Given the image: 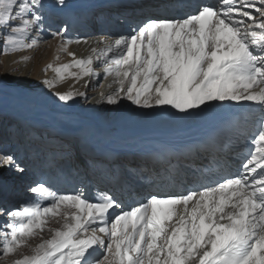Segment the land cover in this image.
Returning a JSON list of instances; mask_svg holds the SVG:
<instances>
[{"label":"snow or ice","instance_id":"6c2138e0","mask_svg":"<svg viewBox=\"0 0 264 264\" xmlns=\"http://www.w3.org/2000/svg\"><path fill=\"white\" fill-rule=\"evenodd\" d=\"M48 7L45 0H0L4 55L38 46L32 34L43 30ZM52 35L61 37L59 51L71 59L45 66L55 74L43 81L49 88L69 78L98 77L99 63L109 80V91L101 93L109 105L126 98L144 108L169 106L180 113L210 101L264 106V0H216L182 18L149 19L127 35L97 40L86 57H77L69 45L87 40H66L60 31ZM55 95L68 102L85 93L70 89ZM250 135L254 151L238 173L199 191L150 193L130 210L109 193L90 199L37 182L29 188L31 202L11 211L0 208L7 217L0 225V261L264 264V115ZM13 165L24 171L12 155L0 154V169ZM57 217L63 219L61 227L43 238L49 219ZM37 236L41 242L24 253Z\"/></svg>","mask_w":264,"mask_h":264},{"label":"bare ground","instance_id":"6f19581e","mask_svg":"<svg viewBox=\"0 0 264 264\" xmlns=\"http://www.w3.org/2000/svg\"><path fill=\"white\" fill-rule=\"evenodd\" d=\"M117 2L124 3L128 12L110 14ZM45 3L49 7L44 28L41 33L32 34L39 39L37 47L9 55H4L0 47V154L12 155L24 169L13 175L16 191L29 184L30 188L33 184L28 179L39 176V182L46 180L44 184L59 193L80 191L81 187L90 199L109 193L125 210H130L148 197L147 190L199 191L202 185L214 186L241 170L242 163L250 158V151H254L250 133L259 127L264 106L250 101H210L180 113L169 106L144 108L126 98L109 105L101 96L109 91V80L99 63L95 65L98 77H85L78 82L69 78L57 82L54 88L43 83L55 75L51 70L44 71L47 64L59 65L71 59L59 51L61 37H54V32H62L66 40H87L88 44L69 45L77 57H86L90 47L101 38L127 35L149 19L195 14L199 6L215 4L216 0H65L63 5L45 0ZM179 12L182 15H177ZM73 18L79 22L71 23ZM70 89L85 95H75L68 102L55 95ZM14 148L21 153L12 154ZM66 156L72 169L58 173L51 165L56 166ZM40 160L44 164L36 169ZM10 169L16 170L15 165L0 169L3 209L12 207L10 200L14 196L8 185L13 178ZM186 170L198 175L195 182L188 179ZM100 172L113 178L114 184L105 186L93 179V174ZM23 199L32 201L33 195L30 193ZM6 219L0 215V225ZM62 223V218L53 222L52 230Z\"/></svg>","mask_w":264,"mask_h":264},{"label":"rangeland","instance_id":"374dc122","mask_svg":"<svg viewBox=\"0 0 264 264\" xmlns=\"http://www.w3.org/2000/svg\"><path fill=\"white\" fill-rule=\"evenodd\" d=\"M168 9H170L169 7H168ZM197 12V10L195 11V13ZM115 21H116V19H115ZM255 121V120H254ZM225 125H227V124H225ZM221 126H223V125H220L219 127H221ZM12 146H14V144H13V142H12ZM24 145L22 144V145H20V147H23ZM17 151H18V153L20 154L21 152H19V150L18 149H16V148H14L13 149V152H12V154L13 153H16V154H18L17 153ZM37 151V150H36ZM32 153V152H31ZM238 154V153H237ZM236 154V155H237ZM41 155V157H42V154H40ZM132 157H135V156H132ZM92 158V157H91ZM43 159V158H42ZM93 159V158H92ZM91 159V160H92ZM36 160V159H35ZM101 160H103V159H101ZM100 160V161H101ZM93 161H94V159H93ZM43 161H41L40 163H42ZM32 163H35V162H32ZM63 164V165H62ZM35 167H36V169L37 168H40V164H39V161L35 164ZM70 167V168H69ZM63 168V169H62ZM32 169H33V164H32ZM55 169L56 170H58V173H60V172H62L63 170H65L66 169V171H69V170H71L72 169V166H71V163H70V161H69V157L68 156H66V158L64 157L63 159H60L59 160V163L55 166ZM74 169H76V168H74ZM62 170V171H61ZM92 172V171H91ZM18 173H20V172H18V171H16V170H14V169H10V172H9V175L12 177L14 174H18ZM93 173V172H92ZM26 175H27V173H26ZM187 175H189V174H187ZM188 177V179L191 181V182H195V180H196V177L197 176H187ZM18 178H19V176H18ZM39 178V177H38ZM93 179H94V174H93ZM15 181H16V177H14L13 176V178H12V181L10 180L9 182V187H12V191L14 192V196L11 198V200H10V202L12 203V207H9L8 209H5L6 211H9L11 208H13V210H15V209H17V208H19V206L20 205H22L23 203H25L26 201H24V199L23 198H26V197H29L30 196V193H29V185L28 186H23V187H19V188H17L18 190L16 191L15 189H14V183H15ZM28 182L29 183H31V184H33V185H35L37 182H39V179H28ZM8 185L6 186V187H8ZM180 187V186H179ZM177 188V187H176ZM84 189L81 187L80 188V191L82 192ZM18 192V193H17ZM24 193V194H23ZM83 193V192H82ZM28 194V195H27ZM148 194H150V193H147L146 194V196H148ZM16 195V196H15ZM19 200V201H18ZM27 200V202H31V200L30 199H26ZM42 203H44L43 201H42ZM1 208V207H0ZM61 217H57V218H51V219H49V221H48V224L46 225V228H45V231L41 234L42 235V237L43 238H45V239H47V238H50L51 237V235H52V224H53V222H57L59 219H60ZM7 220V219H6ZM6 220L3 222V224L4 223H6ZM2 224V225H3ZM41 242V237L40 236H37V237H35V238H33V239H31L30 241H29V247H25V248H23L22 249V251L24 252V253H26V254H30V247H34L35 245H37L38 243H40ZM0 255H2V245H0ZM11 259H13V257H9L8 258V260L10 261ZM0 264H6V262L5 261H0Z\"/></svg>","mask_w":264,"mask_h":264}]
</instances>
